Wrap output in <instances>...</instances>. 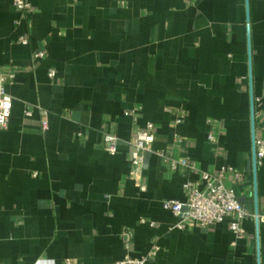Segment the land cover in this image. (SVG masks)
Masks as SVG:
<instances>
[{"label": "crops", "instance_id": "0c3cea01", "mask_svg": "<svg viewBox=\"0 0 264 264\" xmlns=\"http://www.w3.org/2000/svg\"><path fill=\"white\" fill-rule=\"evenodd\" d=\"M29 1L33 12L21 15L12 0H0V71H16L7 88L9 126L0 131V264H111L153 248L146 264H257L253 221L241 222L243 239L229 220L170 230L176 219L162 203L185 202L183 179L146 154L137 187L128 142L134 123H152L155 150L189 156L201 170L241 172L232 185L254 211L249 93L261 113L254 120L260 136L264 0H247L248 17L246 0ZM19 36L27 46L16 43ZM38 51L44 57L33 62ZM27 106L35 108L30 118ZM209 119L221 127L213 144ZM106 130L120 141L116 154L103 149ZM256 188L262 211L264 164ZM259 246L264 264V224Z\"/></svg>", "mask_w": 264, "mask_h": 264}, {"label": "built area", "instance_id": "2783aa9c", "mask_svg": "<svg viewBox=\"0 0 264 264\" xmlns=\"http://www.w3.org/2000/svg\"><path fill=\"white\" fill-rule=\"evenodd\" d=\"M14 8L21 15H28L33 12L32 5L29 0H12ZM16 24L19 20L15 21ZM16 43L22 46L28 45V40L19 36ZM42 52H35L32 56L33 62L43 59ZM16 71L14 69H6L0 71V131H6L9 126V119L11 116L13 97L9 94L7 88L14 82ZM55 72L49 70L48 78L54 79ZM257 99H253L254 120L260 118V111L255 109ZM35 108L27 106L24 110V117L30 118ZM42 119L40 121V130L45 132L48 129L47 113L40 112ZM179 119L176 125L182 123L183 113L179 112ZM131 116L133 120L134 111L126 113ZM207 133L206 139L209 143H216L220 134L221 127L216 120L209 119L206 122ZM83 133L78 132L77 137L81 138ZM155 140V127L152 123H146L143 127L134 123L132 129V136L128 142V146L132 149L130 156V179L135 182L137 187L142 189V170L143 162L146 154H155L162 160L165 167L170 172H175L183 179V189L185 191V202L176 200H166L162 203L165 210L169 211L176 219L175 223L170 227V230L183 231L189 224H195L201 229H208L214 225L221 224L226 220L228 221V229L235 235L237 239L245 237V230L241 226L242 221L258 220V225L264 224V208L262 211L258 208V213L246 209L235 194L233 188V181H239L243 178V174L234 170L233 168H221L220 170H201L197 163L189 156L183 155L174 157L167 155L163 151H157L153 148ZM119 139L113 131H104L102 133V146L103 149L109 154H116ZM176 145L182 143V138L178 135L174 140ZM254 146H255V164L256 168H260L264 164V128L262 135L254 133ZM195 175L196 178H192ZM258 207V206H257ZM140 224H148L146 221L141 220ZM149 226L152 224H148ZM125 249L128 250L132 236L130 231H125L122 234ZM156 248H153L155 251ZM153 251L148 252L146 255L135 259L129 255H125L119 261L111 264H146L152 257ZM260 262L261 255H260ZM65 264H77L66 261Z\"/></svg>", "mask_w": 264, "mask_h": 264}, {"label": "water", "instance_id": "95a60500", "mask_svg": "<svg viewBox=\"0 0 264 264\" xmlns=\"http://www.w3.org/2000/svg\"><path fill=\"white\" fill-rule=\"evenodd\" d=\"M246 11H247V17H248V3L246 0ZM249 54V61H250V50H248ZM250 81H251V74H250ZM250 98V115H251V159L253 164V171H254V199H255V214L258 213V207H257V188H256V164H255V146H254V108H253V93L252 89H250L249 93ZM255 230H256V258H257V264H261L260 262V246H259V225L258 220H255Z\"/></svg>", "mask_w": 264, "mask_h": 264}]
</instances>
